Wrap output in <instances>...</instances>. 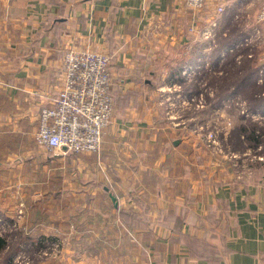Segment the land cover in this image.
Here are the masks:
<instances>
[{
  "label": "crops",
  "instance_id": "1",
  "mask_svg": "<svg viewBox=\"0 0 264 264\" xmlns=\"http://www.w3.org/2000/svg\"><path fill=\"white\" fill-rule=\"evenodd\" d=\"M0 2H7L9 10L4 19L8 33L0 38V144L17 134L33 135L36 142L40 111L50 104L60 87L64 52L72 47H88L111 56L115 105L105 137L134 136L132 141H143L142 147L137 150L130 141L125 147L141 154L154 149L160 154L174 151L177 156L181 151L185 155L183 165L160 161L158 167L164 170L156 175L159 187L153 189L151 198L158 202L149 209L137 205V200L143 201L148 192H137L138 176L133 174L135 166L131 163H125L127 178L123 182L129 184L124 196L119 197L109 185L95 182L102 185L111 201L110 208L106 207L109 221L96 222L90 208L87 215L93 220H76L77 224L71 226L91 230L95 221L100 235L105 227L106 236L95 234V239H81L80 232L75 231L72 240L69 231L74 228L67 224L66 247L84 243L88 248L97 246L95 253L86 251L84 255L92 264H264V163L257 165L251 176L240 178L231 173L232 162L209 159L211 150L207 146L177 147L176 139L171 150L165 141L157 142L156 136L150 135L154 131L161 134L168 127L152 122L162 117L152 105V90L171 88L186 80L182 75L187 68L207 70L204 63L208 60L223 64L233 55L237 40L257 28L261 0H229L221 14L216 11L215 0H207L198 11L189 8L186 0ZM214 21L217 45L215 51H206L200 33ZM2 55L10 57L6 60ZM181 64L178 80L175 73ZM112 144L109 147L115 150ZM28 149L30 153L40 152L36 147ZM193 151L204 153L200 163H195ZM48 154L47 159L64 156ZM22 161L16 157L11 162L0 161V165L13 168ZM144 164L139 162L137 167ZM197 165L207 173L194 171ZM105 187L120 199L118 207ZM124 213L129 217H123ZM98 245L107 247V255L99 253ZM76 251L73 259L79 263L81 257Z\"/></svg>",
  "mask_w": 264,
  "mask_h": 264
},
{
  "label": "rangeland",
  "instance_id": "2",
  "mask_svg": "<svg viewBox=\"0 0 264 264\" xmlns=\"http://www.w3.org/2000/svg\"><path fill=\"white\" fill-rule=\"evenodd\" d=\"M7 14V2H0L1 39L8 33L4 21ZM250 31L251 33L248 30L246 35L237 40L233 55L223 64H214V61L212 63L208 60L204 63L208 66L207 70H196L191 77L183 73L186 80L181 83H175L171 88L152 90V105L162 114L160 120L154 119L152 122L157 121L168 127L161 134L154 131L150 135L156 136L157 142L165 141L164 145L171 150L174 149L172 143L176 139L179 143L177 147L182 144L188 145L186 148L207 146L211 150L209 159L232 162L231 173L235 172L240 178L251 176L255 167L264 163V109H252L256 104L264 103V23L259 21L257 28ZM244 37L249 38L248 42L243 40ZM4 46L3 41V50L6 49ZM1 57H6L7 60L10 56ZM252 70H255V76L251 85L230 93L221 103L216 101L218 94L227 86L236 84L235 81L241 74L245 75ZM241 125L249 129L256 126L258 142L250 140L239 131ZM24 136L25 134H17L11 139L6 137V142L0 144L1 162H11L16 157L23 159L13 168L0 165V236L5 237L8 243L6 248L0 249V264H92L84 255L87 254L86 251L95 253L97 246L88 248L84 247V243V246L76 248L66 247L64 242L68 244L65 238L67 233L64 232L69 225L72 228V224H77L76 220L86 223L93 220L94 217L87 215L90 208H93L91 214H96V222L104 223L106 219L109 221L106 207L110 208L111 201L102 185H96L95 182L109 185L119 197L124 196L129 184L123 182L127 178L125 163H131L135 166L133 174L138 176L137 192L140 189L143 191L142 195L148 192L143 201L137 200V205L148 206L149 209L158 202L151 198L153 189L159 187L156 175L164 170L158 167L160 161L168 160L169 163L183 165L185 160L181 151L177 152V156L174 151L170 154L163 151L160 154L154 149L145 154L128 151L125 143H135L134 147L138 150L144 142L132 141L134 136L131 135H128V139H122L105 137V133L100 152L70 153L59 159H47L48 152L35 142L34 136ZM105 144L108 145L105 147ZM111 144L115 145V150L109 147ZM25 145L31 146L33 150L35 147L39 148L40 152L30 153L31 150ZM193 153L195 163H200L204 153ZM139 162L146 164L139 168ZM195 168L197 169L194 171L198 174L207 173L199 165ZM217 172L218 169L214 174ZM213 182L216 183V180L213 179ZM137 192L135 191L136 194ZM108 217L112 218L109 211ZM68 219L71 220L70 223ZM139 219L144 220L142 217ZM95 221L91 230L81 227L75 230L73 227L69 236L75 240L72 236L77 231L80 232L81 239L89 238L88 236L95 239V234L100 235ZM104 229L105 227L102 228L101 237L104 234L106 236ZM43 237L44 243H41L40 239ZM77 249L78 256L81 257L79 263H75L73 259ZM98 250L103 256L108 253L105 246L98 245Z\"/></svg>",
  "mask_w": 264,
  "mask_h": 264
},
{
  "label": "built area",
  "instance_id": "3",
  "mask_svg": "<svg viewBox=\"0 0 264 264\" xmlns=\"http://www.w3.org/2000/svg\"><path fill=\"white\" fill-rule=\"evenodd\" d=\"M207 0H186L189 8L202 10ZM217 1L221 14L229 0ZM264 23V0L258 13ZM216 21L202 31L206 51L217 45ZM246 37L244 41L248 42ZM111 56L91 48H68L62 59L60 87L49 105L42 107L36 142L48 153L100 152L104 130L112 121L115 97L112 92ZM194 70V69H193ZM183 71L191 75L196 70ZM66 147V150L63 149Z\"/></svg>",
  "mask_w": 264,
  "mask_h": 264
},
{
  "label": "trees",
  "instance_id": "4",
  "mask_svg": "<svg viewBox=\"0 0 264 264\" xmlns=\"http://www.w3.org/2000/svg\"><path fill=\"white\" fill-rule=\"evenodd\" d=\"M214 51H215V49H213ZM182 64H183V62H182ZM182 64L181 65H179L178 66V68L176 69L177 71H176V73H175V75L178 77V79L180 78V69H181V66H182ZM255 70H252V71H250V72H248V73H246L245 75H243V74H241L239 77H238V79L235 81L236 82V84H234L233 86H235L234 87V89L233 90H231V88H232V86H227V88L225 89V90H223V92H221V93H219L218 94V98H217V102L218 103H221V102H223L225 99H227V97L229 96V94L230 93H235V92H237V91H239L240 89H242V88H245V86L247 87L249 84L251 85L252 84V79H253V77L255 76V72H254ZM175 76V77H176ZM230 90V91H229ZM227 91H229V92H227ZM113 92V91H112ZM260 108L261 110H263L264 109V103L263 102H261V103H258V104H256L252 109H257V108ZM257 127L256 126H254V128L252 127V128H248V127H246V126H242L241 125V127H240V129H239V131H241L242 133H244L246 136H248V138L250 139V140H253V141H255V142H258V134L256 133V131H255V129H256ZM249 132H250V134H249ZM123 212V211H122ZM121 212V213H122ZM131 213V212H130ZM123 217H129L126 213H124L123 214ZM44 237L43 238H41L40 239V242L41 243H44ZM8 246V243H7V240H6V238L5 237H3V236H0V249H4V248H6Z\"/></svg>",
  "mask_w": 264,
  "mask_h": 264
},
{
  "label": "water",
  "instance_id": "5",
  "mask_svg": "<svg viewBox=\"0 0 264 264\" xmlns=\"http://www.w3.org/2000/svg\"><path fill=\"white\" fill-rule=\"evenodd\" d=\"M64 150H66V147H63ZM50 157H61L62 154L61 153H53V154H49ZM3 166H7V165H4ZM105 189L109 192L110 194V197L112 198V201L114 203V205L116 207L119 206V201H118V198L117 196L111 191V189L109 187H105Z\"/></svg>",
  "mask_w": 264,
  "mask_h": 264
},
{
  "label": "bare ground",
  "instance_id": "6",
  "mask_svg": "<svg viewBox=\"0 0 264 264\" xmlns=\"http://www.w3.org/2000/svg\"><path fill=\"white\" fill-rule=\"evenodd\" d=\"M188 69V68H187Z\"/></svg>",
  "mask_w": 264,
  "mask_h": 264
}]
</instances>
